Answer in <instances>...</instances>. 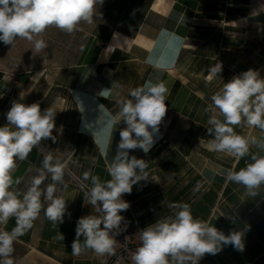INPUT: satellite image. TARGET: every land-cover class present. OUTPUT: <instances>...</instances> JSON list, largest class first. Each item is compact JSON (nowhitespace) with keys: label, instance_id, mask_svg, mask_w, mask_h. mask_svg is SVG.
<instances>
[{"label":"crops","instance_id":"1","mask_svg":"<svg viewBox=\"0 0 264 264\" xmlns=\"http://www.w3.org/2000/svg\"><path fill=\"white\" fill-rule=\"evenodd\" d=\"M96 8L94 22H81L72 33L48 27L36 37L47 45L40 53L27 39L13 46L0 41V126L20 94L23 103L38 102L42 111L56 112V142L42 140L27 159L17 161L13 179L20 183L13 190L22 196L48 153L65 164L66 187L58 186L66 200L64 222L53 224L42 208L32 228L14 242V264H133L139 231L172 215L170 204L185 202L194 217L226 236L243 232V251L223 245L199 264H264V188L253 198L226 176L264 150L251 146L239 159L209 150L212 113L205 112L223 82L249 69L264 76V0H103ZM149 58L162 59L166 67L156 68ZM217 62L223 65V82L209 83L208 69ZM149 80L165 82L167 112L150 151L129 150L130 157L145 160L149 179L122 196L130 207L120 213L126 230L116 237L115 255L100 257L91 250L74 255L77 220L96 214L87 204L91 183L84 173L111 178L106 161L116 155L126 125H114L109 134L107 123L120 110L119 100ZM234 130L262 136L254 127ZM50 183L49 175L41 188ZM14 227L11 217L0 231Z\"/></svg>","mask_w":264,"mask_h":264},{"label":"clouds","instance_id":"2","mask_svg":"<svg viewBox=\"0 0 264 264\" xmlns=\"http://www.w3.org/2000/svg\"><path fill=\"white\" fill-rule=\"evenodd\" d=\"M98 4L102 5L103 0H0V41L13 46L17 39H27L34 42L32 50L40 53L47 45L36 37L50 26L72 33L81 22H94ZM149 63L159 69L166 67L162 59L149 58ZM222 70V63L211 65L207 82H223L219 76ZM108 91L101 95L107 98L104 93ZM167 92L164 81L149 80L132 89L130 98L119 100L120 110L108 121L107 131L110 134L112 127L122 121L126 127L119 132L116 155L106 161L111 178L101 181L99 176L84 173V179L91 183L87 204L96 214L77 220L71 245L74 255L87 250L100 257L115 255L116 237L126 230V226L121 228L125 218L120 213L130 207L122 196L131 194L133 185L149 179L145 160L130 157L129 150L139 148L148 153L153 147L154 136L167 112ZM23 99L20 94V99L12 102L6 113L7 123L0 126V224H6L11 217L16 220L11 231H0V264H14V242L32 228L42 208L47 219L56 225L64 222L67 211L58 187H66L65 164L52 153L44 156L22 196L12 188L14 183H20L13 179L17 161L27 159L42 140L51 138L56 142V112L50 107L42 111L38 102L25 104ZM210 101L205 109L212 113L207 121V133L213 137L207 145L209 150L237 159L249 155L251 146L264 150V76L259 71L249 69L223 82ZM236 126L258 128L262 136L240 135L234 130ZM49 175L52 183L41 188ZM226 176L241 185L247 196L256 197L264 188V155H251L250 163L239 171L228 170ZM169 208L172 215L157 219L137 234L140 245L132 255L133 264H199L205 254L215 255L227 244L243 251L242 231L226 236L207 221L194 217L186 202L170 204ZM59 238L64 239L62 234Z\"/></svg>","mask_w":264,"mask_h":264},{"label":"snow or ice","instance_id":"3","mask_svg":"<svg viewBox=\"0 0 264 264\" xmlns=\"http://www.w3.org/2000/svg\"><path fill=\"white\" fill-rule=\"evenodd\" d=\"M104 95H107V93H104Z\"/></svg>","mask_w":264,"mask_h":264}]
</instances>
